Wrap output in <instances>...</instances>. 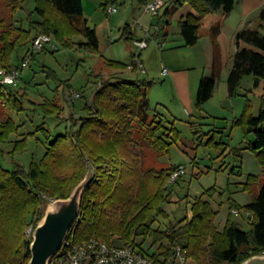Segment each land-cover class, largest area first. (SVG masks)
Instances as JSON below:
<instances>
[{
	"label": "trees",
	"instance_id": "obj_1",
	"mask_svg": "<svg viewBox=\"0 0 264 264\" xmlns=\"http://www.w3.org/2000/svg\"><path fill=\"white\" fill-rule=\"evenodd\" d=\"M34 1L33 12L39 20L31 21L29 29L25 30L18 24L0 33V66H11L9 56L14 48L24 41H31L38 33L52 35L64 46L75 43L72 37L80 35L83 38L78 42L80 48L89 52L98 50L96 30L88 26L87 19L83 17L82 0ZM24 2L9 0L8 3L15 13ZM137 2L144 6L147 0ZM119 3L120 0H100V8L108 17V7H116ZM186 5L192 12L181 16L177 27L183 45L192 46L200 37V27H207L230 14L235 0H164L154 15L157 18L155 35H166L171 16ZM254 18L234 38L236 51L227 78L230 96L240 95L238 89L244 76L253 78V88L264 78V33L260 30L264 9ZM2 24L0 19V27ZM125 40L132 43L133 36H125ZM104 63L107 68L118 70L131 65L116 60H105ZM216 78L213 70L210 75L201 77L195 104L199 112L211 98ZM6 86L0 85V94H6L0 96L14 112L24 111L26 102H29L26 93ZM148 86V81L138 78L113 76L103 80L100 87L92 92L89 103L82 107V115L68 118L71 123L65 133L54 136L38 163L31 162L27 170L14 162L12 170L0 166V264H28L31 239L25 238L23 231L39 212L43 195L52 199L69 197L85 175L89 163L94 167V177L84 189L78 219L66 237L73 244L90 239L122 245L151 240L150 243L157 246V253L152 256L154 261L159 257L167 258L175 247H180L186 258L196 264H241L250 256L264 254V99H261L257 115H253L247 93L243 94L244 108L231 123L232 127L242 129L248 141L247 149L257 156L261 164V175L247 177L243 188L251 192L256 188L251 201L243 206L230 201L226 222L222 230H218L214 223L218 211L212 208L209 201L198 197L191 204L190 218L184 216L162 229L153 224L159 216L167 218L163 205L169 202V172L176 165L157 171L142 169L141 160L133 149L136 143L132 130L135 122L147 121L148 124L149 119L148 128H152L150 134L155 138V146L158 149L159 146L164 147L163 151L167 153L174 142L171 135L174 127L164 128L160 114L153 111L147 97ZM30 103L38 106L44 115L63 119L60 118L62 107L53 101ZM15 124L10 117L0 122V142L17 130ZM35 129L42 130L49 139V131L43 125ZM212 130L216 132L215 127ZM193 132L197 138H202L200 129L194 127ZM156 133L168 141L156 137ZM218 133L222 137L223 132ZM23 137L14 147L19 152L26 147V135ZM71 163H74V170L70 173L62 178L58 173L54 174V165L65 168ZM211 191L215 193V189H209L203 194L212 196ZM232 209L247 210L252 214L247 231L232 220Z\"/></svg>",
	"mask_w": 264,
	"mask_h": 264
},
{
	"label": "rangeland",
	"instance_id": "obj_2",
	"mask_svg": "<svg viewBox=\"0 0 264 264\" xmlns=\"http://www.w3.org/2000/svg\"><path fill=\"white\" fill-rule=\"evenodd\" d=\"M8 2L9 0H0V19L3 20L0 33L3 29L12 28L18 24H21L25 30L29 29L31 21L39 20V16L33 12L34 0H25L21 5L22 8L17 9L15 13L11 10ZM82 5L83 17L87 19L88 26L96 30L99 41L98 50L89 52L80 48L78 42L83 40L80 35H74L72 40L75 43L68 46H64L59 39L51 35V43L42 51L34 53L30 64L20 71L18 81L14 85L6 86L11 90L26 93L29 102H26L25 110L19 113L14 112L3 98L6 94H0H3L0 96V122L7 117L13 118L17 128L7 139L0 142V166L5 170H12V162L22 166L25 170L31 162L38 163L54 136L65 133L67 125L71 123L68 118L71 115L81 116L82 107L85 103H89L94 89L100 87L103 80L109 79L117 73L118 69L107 68L104 61L129 62L133 58H137L136 48L130 41L125 40V36L132 35L133 40L136 36L143 37L145 35L144 26L150 28L152 35L157 22L155 16L151 17L143 13L144 8L140 7L137 0H120L116 6V12L108 17L100 8V0H82ZM239 9V7L236 8L231 16L236 20L249 18L250 15L243 17ZM178 12H176V16L174 14L170 18L169 27L171 29L177 27ZM254 17L249 24L255 19ZM260 30L264 33V21H262ZM173 46V43L168 41L160 43L155 39H150L149 47L144 49L141 52V57L138 56V58H141L146 68L147 64L151 66L152 72H154L151 73L152 76L158 78L155 68L160 63L161 57L169 59L168 55L172 53ZM30 47V41H24L16 46L9 56V64L19 65ZM104 70H106L105 73H103ZM165 81L167 80L165 79ZM163 82L164 79L157 80V84ZM152 93L156 94L155 91ZM150 96L147 89L148 99L151 98ZM153 98L154 101L151 102L153 111L159 112L163 125L168 126H164V128L174 127L171 133L174 142L169 151L164 153V147L159 146L158 149L155 146V138L150 134L152 128H148L150 127L149 119L148 124H146L147 121L146 123L135 122L132 130V137L136 143L133 146L134 152L141 160L142 169L157 171L179 164L185 168V173L177 180V183L170 185L169 202L163 205L167 218L157 217L153 226L163 229L168 225L175 224L178 219L184 216L190 218L191 204L195 199L201 197L203 200L209 201L212 208L218 211L214 223L218 230H222L229 214V202L233 200L243 206L250 202L255 194L256 188L252 189L254 190L252 192L247 189L243 190V188L247 177L261 175V164L257 156L251 151L241 155V151H243L240 149L243 146L241 140H245V138L240 127H232V121L224 118H209L208 123L210 122L211 125L206 127V125H200L195 121L190 122V118L184 112H178L175 116L170 117L167 115L165 107L155 103L154 95ZM43 100L53 101L61 106L60 118L63 119L44 115L45 113L43 114L38 106L34 107L30 103V101L41 103ZM249 101L252 103L250 99ZM80 110L81 113L77 116L76 114ZM191 124H194L195 128L202 127L204 133L201 139L196 137ZM39 125H43L49 131V139L46 138L42 130L36 131L35 128ZM214 127L216 132L212 130ZM218 131L223 132L222 137ZM159 133L155 134L156 137H162ZM25 135L26 147L19 152L14 147ZM220 140L221 143H218ZM163 141H168V139L163 138ZM57 165L53 166V170L54 174L58 173L60 178L74 170V163L65 168ZM205 166L207 169H204ZM87 171L85 175H82V179L77 185L83 181ZM209 189H215V193L214 191L210 192L212 196L203 194ZM43 197L39 212L24 228L23 233L27 239L32 238V231L45 215L48 206L55 200L48 195H43ZM234 210L238 212L237 215L234 214ZM232 214V220L238 222L242 230L247 231L252 214L247 210L238 209H232ZM150 242L151 240H147L144 243L149 244ZM258 255L264 256V254ZM186 264L196 263L192 259H188Z\"/></svg>",
	"mask_w": 264,
	"mask_h": 264
},
{
	"label": "crops",
	"instance_id": "obj_3",
	"mask_svg": "<svg viewBox=\"0 0 264 264\" xmlns=\"http://www.w3.org/2000/svg\"><path fill=\"white\" fill-rule=\"evenodd\" d=\"M140 7L144 8V6ZM238 7L243 17L250 15L249 18L236 20L232 17L231 15ZM263 8L264 0H235L234 8L230 14L211 22L207 27H200V37L196 44L192 46L183 45L178 27L171 29L168 25L166 27L167 34L164 36H157L155 35V29L151 35L150 28L144 26L143 30L145 35L143 37L136 36L133 40L147 41L148 46L144 49L149 47L150 39H155L160 43L168 41L174 45L173 48H171L173 50L172 53L168 55L169 59H163L161 57L160 63L157 64L155 68L158 78L152 76L153 74L151 73L154 72H152L151 66L147 64L146 68L141 58H138V56L141 57V52L144 49L141 51H137L136 49L137 58H133V60L129 62H123L127 64L130 63L131 65L123 70H118L115 76H121L127 79L138 78L148 81V92L151 95L149 99L150 105L151 102L154 101V95L156 97L155 103L165 107L168 116L172 117L178 112H184L190 118V122L195 121L201 125H206V127L211 125L210 122L208 123L209 118H224L233 121L238 117L245 105V98L242 96L245 93H247L248 98L252 102V114L257 115L261 106V99H264V78L259 81L257 87L253 88V78L251 76H244L241 80L240 88L238 89L240 95L237 96H230L227 78L232 66L233 55L236 51V46L234 44L236 33L247 27L251 19ZM179 10L180 12H178ZM179 10L176 11L178 12L177 22L181 16L188 12H192L187 5ZM176 12L174 13L175 16ZM112 15L113 13L109 16ZM215 28L217 30L214 32ZM131 44L135 47L133 42ZM138 61L144 66L143 73L137 71L136 63ZM163 68L167 70L164 75H162ZM212 70L217 74L214 92L211 98L204 103L202 112H199L195 105L198 84L201 77L210 75ZM105 71L106 70H104L103 73H105ZM156 79H164V82L157 84ZM165 79L167 81H165ZM153 91H155L156 94H153ZM151 107L153 108L152 105ZM80 113L81 110L76 115L78 116ZM202 116H208L209 118L200 120ZM164 126L168 127L165 124ZM199 129L204 133L201 126L198 127V130ZM250 138L251 137H249V139ZM241 143L243 146L240 149L243 150L241 151V155H243L245 152H249L247 149L248 141L241 140ZM246 154L248 155V153ZM204 169H207V167L205 166Z\"/></svg>",
	"mask_w": 264,
	"mask_h": 264
},
{
	"label": "built area",
	"instance_id": "obj_4",
	"mask_svg": "<svg viewBox=\"0 0 264 264\" xmlns=\"http://www.w3.org/2000/svg\"><path fill=\"white\" fill-rule=\"evenodd\" d=\"M163 2L164 0H147L144 5V13L151 17L156 15ZM107 11L109 14L115 13L116 7L109 6ZM30 42L31 47L26 51L19 65L0 67V85H14L19 79L20 71L30 64L34 53L42 51L51 43V35L38 33L33 36ZM133 44L137 51L148 46L145 40H135ZM136 67L138 72H144V66L140 61L136 63ZM166 72V68H163L162 75ZM76 95L78 96V94ZM184 173V166L176 165L169 172L168 183H175ZM233 212L235 215L238 214L235 210ZM144 242L122 245L90 239L79 244H73L71 240L65 239L54 255L56 257L49 264H186L188 260L184 251L180 247H175L167 258L159 257L154 261L152 256L157 253V246Z\"/></svg>",
	"mask_w": 264,
	"mask_h": 264
},
{
	"label": "water",
	"instance_id": "obj_5",
	"mask_svg": "<svg viewBox=\"0 0 264 264\" xmlns=\"http://www.w3.org/2000/svg\"><path fill=\"white\" fill-rule=\"evenodd\" d=\"M93 177L94 167L89 163L85 178L72 190L70 196L55 199L48 206L45 215L32 231L28 264H49L78 219L84 189ZM241 264H264V256L249 257Z\"/></svg>",
	"mask_w": 264,
	"mask_h": 264
}]
</instances>
